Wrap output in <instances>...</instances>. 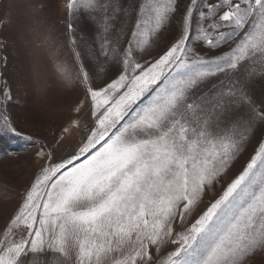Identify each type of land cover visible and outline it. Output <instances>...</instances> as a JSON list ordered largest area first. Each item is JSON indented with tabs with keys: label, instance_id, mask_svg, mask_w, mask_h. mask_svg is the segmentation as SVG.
I'll return each instance as SVG.
<instances>
[{
	"label": "snow or ice",
	"instance_id": "snow-or-ice-1",
	"mask_svg": "<svg viewBox=\"0 0 264 264\" xmlns=\"http://www.w3.org/2000/svg\"><path fill=\"white\" fill-rule=\"evenodd\" d=\"M197 3L181 10V0H66L72 67L41 32L37 46L64 86L83 88L92 123L67 158L39 146L44 163L11 211L15 189L3 185L0 264H250L264 255V138L218 198L176 231L264 127V102L251 94L264 82V0L206 3L194 29ZM30 7L38 15L46 0ZM173 26L168 46L146 58ZM229 42L218 56L203 52ZM220 74L227 79L212 83ZM32 77L48 87L35 62ZM13 103L0 72V128L20 136ZM80 127L71 121L61 137ZM169 243L177 247L161 256Z\"/></svg>",
	"mask_w": 264,
	"mask_h": 264
},
{
	"label": "rangeland",
	"instance_id": "rangeland-1",
	"mask_svg": "<svg viewBox=\"0 0 264 264\" xmlns=\"http://www.w3.org/2000/svg\"><path fill=\"white\" fill-rule=\"evenodd\" d=\"M38 0H0V72L12 86L18 103L8 106L9 115L18 136L5 128H0V191H5L3 185L15 189L8 192L13 196L9 202V211L19 202L18 196L30 184L33 176L44 161L36 160V152L40 145L47 146L54 151V158L61 159L70 156L82 142L87 128L91 125L90 105L85 102L83 88L78 86H64L55 76L52 63L43 47H38L41 32H46L54 41L58 50V58L73 66V53L68 43L65 17L66 11L63 5L66 0H46L47 7L38 15H34L30 5ZM189 0H181V10ZM216 0H198L194 12L193 28L195 29L198 13L205 10L206 3H215ZM175 33V26L165 37L150 50V56H158L168 46ZM80 33H77L79 36ZM85 36L92 43V30L85 28ZM127 36L124 40H127ZM93 47L98 46L93 44ZM231 42L223 45L218 50L203 49L208 57L218 56L229 50ZM80 51L86 63H90L83 41ZM7 59L6 66L2 63ZM40 67L42 76L47 79L48 87L41 91L32 77L33 63ZM116 74V69L108 72L102 79H96L94 86L99 87ZM226 80L224 74L214 78L212 83ZM252 96L257 103L264 102V82H257L252 89ZM151 94H149L150 96ZM146 96L141 103H146ZM82 105V106H81ZM79 109V111H77ZM73 120L81 121L79 130H73L71 134L61 137L62 129ZM29 136L31 140L22 137ZM264 138L262 127L251 140L244 146V150L233 161L228 171L218 179L213 188L204 196L203 201L190 217L186 224L178 226L176 231H183L206 210L211 201L218 198L223 189L243 170L248 160L254 154L260 140ZM39 141V145L34 143ZM5 207L4 196L0 195V228L3 227ZM177 245L167 244L161 249V256L174 250ZM250 264H264V255H257Z\"/></svg>",
	"mask_w": 264,
	"mask_h": 264
}]
</instances>
